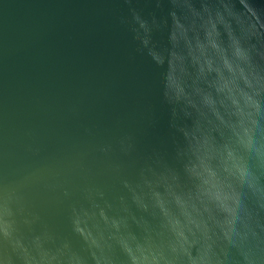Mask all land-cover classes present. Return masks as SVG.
<instances>
[{"label": "water", "instance_id": "obj_1", "mask_svg": "<svg viewBox=\"0 0 264 264\" xmlns=\"http://www.w3.org/2000/svg\"><path fill=\"white\" fill-rule=\"evenodd\" d=\"M0 264H264V0H0Z\"/></svg>", "mask_w": 264, "mask_h": 264}]
</instances>
